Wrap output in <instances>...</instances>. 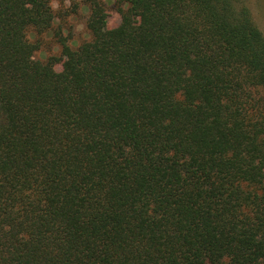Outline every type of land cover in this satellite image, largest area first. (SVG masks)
Segmentation results:
<instances>
[{"label": "trees", "instance_id": "obj_1", "mask_svg": "<svg viewBox=\"0 0 264 264\" xmlns=\"http://www.w3.org/2000/svg\"><path fill=\"white\" fill-rule=\"evenodd\" d=\"M82 1L89 37L55 33L57 75L24 35L53 26L49 0H0V264H264V35L245 0H114L109 28Z\"/></svg>", "mask_w": 264, "mask_h": 264}, {"label": "rangeland", "instance_id": "obj_2", "mask_svg": "<svg viewBox=\"0 0 264 264\" xmlns=\"http://www.w3.org/2000/svg\"><path fill=\"white\" fill-rule=\"evenodd\" d=\"M249 0H245V3L247 4ZM106 4V3H105ZM113 3L109 6L107 5V16L105 18V21H108V24H104V27H114L121 21L120 14L116 11V9L113 6ZM81 7H86L82 0H69V6H64V0H57V7L54 9L55 15H56V21L57 23L53 25L50 29L43 31L41 33H37L34 30H30L34 34V41L35 39H38L40 42L39 48L35 51L43 50L48 55L46 56V59L48 57L53 56L55 59H57V63H61V54H60V45L57 40L56 32H60L63 36L66 37L67 43H69L71 40H77L78 44L85 40L84 36L87 35L89 37V33L85 28V21L88 16V14L81 13L80 9ZM252 19L254 20L257 27L260 29V31L264 35V3H261V0H255V7L252 9H249ZM116 13V18H113L111 13ZM51 32V38L50 39H44V34ZM57 48L59 51L55 54L52 53L53 48ZM34 52V53H35ZM62 58V57H61ZM35 59V58H34Z\"/></svg>", "mask_w": 264, "mask_h": 264}, {"label": "clouds", "instance_id": "obj_3", "mask_svg": "<svg viewBox=\"0 0 264 264\" xmlns=\"http://www.w3.org/2000/svg\"><path fill=\"white\" fill-rule=\"evenodd\" d=\"M77 2H78V0H77ZM104 2H105L107 5L110 6V5L113 3V0H104ZM261 3H264V0H261ZM49 4H50V7L54 10V9H56V7H57V0H49ZM27 6H29V5H26V7H27ZM64 6H65V7H68V6H69V0H64ZM127 6H128V5H127L126 2L122 4V8H127ZM80 11H81V13L86 14L87 11H88V9H87V7H81ZM111 15L113 16V18H116V13L113 12V13H111ZM56 23H57L56 19H53V20H52V24L55 25ZM105 24L107 25V24H108V21H105ZM24 35H25V37H26V39H27L28 41H32V40L35 38V37H34V34H33L30 30L25 31ZM51 35H52V33H51V32H48V33L44 34L43 38H44V39H50V38H51ZM84 39H88L87 35L84 36ZM69 45H70L71 47H76V46L78 45V41H77V40H71V41L69 42ZM58 51H59V50H58L57 48H55V47L52 49V53H53V54L57 53ZM47 55H48V54H47L46 52H44L43 50H40V51L35 52V53L33 54V57H30V59L35 58V59H38L39 61H44V60L46 59V56H47ZM62 63H63V60L61 61V63H57V64H55V65L52 66V71H53L55 74L59 75V74L62 73ZM172 99H173L175 102H181V103H182V101H183V96H182L181 93L176 92V93L174 94V96L172 97ZM164 123L167 124L168 122H167V121H164ZM124 151H125V152H128L129 149H128V148H125ZM167 155H168V156H172V153L169 152V153H167ZM230 156H231L230 153L226 154V157H230ZM185 159H187V157H185ZM244 187H245V185L242 183V184H241V189L243 190ZM251 190H252V189L249 187V188H248V191H251ZM27 194H28V193H25V195H27ZM42 203H43V202H42ZM151 207H152V206L150 205V206H149V212H148L149 215L152 214V213H151ZM12 211L15 212L16 209L14 208ZM157 218H159V217H157ZM2 227H3V231H8V230H9L7 226H2ZM18 239H21V240H25V241H26V240L28 239V237H27L25 234L21 233V234L18 236ZM5 259H6V257H5ZM222 264H227V258H222Z\"/></svg>", "mask_w": 264, "mask_h": 264}, {"label": "snow or ice", "instance_id": "obj_4", "mask_svg": "<svg viewBox=\"0 0 264 264\" xmlns=\"http://www.w3.org/2000/svg\"><path fill=\"white\" fill-rule=\"evenodd\" d=\"M236 7H247L249 9H252L255 7V0H249L247 4H236Z\"/></svg>", "mask_w": 264, "mask_h": 264}]
</instances>
